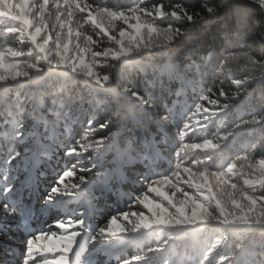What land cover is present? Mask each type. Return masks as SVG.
<instances>
[{"label": "snow or ice", "instance_id": "6c2138e0", "mask_svg": "<svg viewBox=\"0 0 264 264\" xmlns=\"http://www.w3.org/2000/svg\"><path fill=\"white\" fill-rule=\"evenodd\" d=\"M252 2L259 9L234 0H0V243L21 245H9L3 264H264V0ZM89 22L111 46L93 51L101 41ZM117 22L130 30L113 34ZM230 61L244 74L217 91ZM105 65L111 71L97 70ZM189 149L203 157L185 159ZM61 157L63 174L46 181ZM77 166V181L61 187ZM236 176L247 177L242 186ZM141 177L160 198L135 195L149 215L108 219L102 202L131 201L122 188Z\"/></svg>", "mask_w": 264, "mask_h": 264}, {"label": "trees", "instance_id": "16d2710c", "mask_svg": "<svg viewBox=\"0 0 264 264\" xmlns=\"http://www.w3.org/2000/svg\"><path fill=\"white\" fill-rule=\"evenodd\" d=\"M14 2H17V0H14ZM42 2V0H41ZM138 0H95V3H98L102 6H108V7H116L119 6L121 8H126V7H131L134 5V3H137ZM154 2V0H146V3L149 4V6H151V3ZM177 2V0H170L169 3V7L171 3H175ZM29 3H33V0H29ZM242 6V5H241ZM52 15L55 14V9H51ZM258 15V13H257ZM259 16V15H258ZM51 22H48L49 25H52L55 23V19L53 17H51V19L49 20ZM166 26V25H165ZM121 28H124L126 30H130L128 29V26L126 24H123L122 22H117L116 23V29H115V33L116 34L119 32V30ZM85 29L87 31V34L90 35L92 37L93 40H97L99 39L101 41L99 47H94L93 51H99L102 50L103 48L109 47L111 46L108 42L107 37H104L103 34L101 33L100 36L98 37L96 35V33L99 31V29H95L91 23L89 22L88 24L85 25ZM208 31H211V28L208 29ZM245 32H254L255 31V26H253L252 29H244ZM145 39H147V37H145ZM0 43H4L2 40H0ZM75 39H73V43L70 45L71 48H75ZM79 43L83 44V39L81 38V40L79 41ZM247 43L249 45H251L252 41L248 40ZM5 46H10V47H21V45L18 44V42H12L10 44H6ZM25 48V51H27V47L23 46ZM72 54V53H70ZM36 54H33V57ZM224 55H227V53H224ZM33 57H21V60H31L33 59ZM89 57H86V59H88ZM98 71H111V69L108 67V65H105L103 68L101 67H97ZM244 65L238 61H230L227 64H225L224 68L222 70L217 71V76L219 77L218 80L215 81V88L218 91V89L223 86L225 88V90H230L231 89V79H229V77H241L244 74ZM82 78V77H81ZM223 80L225 81V83L223 85L220 84V81ZM53 84L55 87H59V82L58 81H53ZM206 103V102H205ZM193 109H194V105H193ZM181 127H183V125L181 124ZM216 131L215 128L212 129V132L214 133ZM211 135V133L209 134ZM172 136L175 139L176 143H177V147H179V137L176 135L175 131L172 132ZM189 137H191V133H189ZM195 140V142H202V137L199 138H193ZM186 140H188V138H186ZM188 142H192L191 140H188ZM241 155H243V152H240ZM182 156L185 157V159L191 160L194 157H203V152L199 149H195V150H185V152L181 153ZM233 159H235V157H232ZM66 158L61 157L60 158V165L59 168L56 169V172H52L51 169L47 170V176L45 177L46 181H54L56 179H59V176L63 174V172L61 171V169L65 168V161ZM175 159V158H173ZM84 164H87L88 166H91V161H84ZM72 165L69 163L67 164V169L71 170ZM193 170H197L195 166H192ZM79 166H77L76 169V175L73 176H67L64 177V181L61 184V187L64 186V184H71L75 181H77L78 176L80 175L79 172ZM175 170V163L172 165L171 169L168 168L167 165H165L163 168L158 169L159 172V176H157L156 178H162L164 176H170L171 172ZM57 173H59V175H57ZM131 175L140 177V172L137 171L135 173H130ZM247 177H241V176H236L235 179L236 181L242 186L244 183V179H246ZM175 179V177H173V180ZM184 179H187V177L185 176ZM183 190L189 191V192H193L194 189L189 188L187 185L185 184H181L179 185ZM148 188V182L144 181L143 178L141 177L139 180L134 181L131 184H127L124 185L122 188V191H124L125 193H131L132 195V200L129 201L127 198L124 199L123 202H117L115 197H110L108 198L105 202H102V210L107 214V218L110 219L112 214H116L118 210H123V211H129V212H143L145 213V215H149L148 210L146 208H144L143 204H141L139 201H136L134 199L135 195L140 194L141 191L143 192V194H145L149 199L152 200H159L160 198L158 196H156L155 193L152 192H148L147 190ZM162 190L168 192L169 194L172 193L173 191H175L174 188L171 187V185H167V186H162ZM177 197V198H176ZM176 197H174V199H180L182 198L180 196V193L176 194ZM52 225V221L49 222ZM97 223L100 224L101 226H103L104 224L107 223V219L104 217H100L97 220ZM117 223H120V221L118 220ZM125 223H127V221H125ZM45 230L47 229V226L44 225ZM46 242L45 241H38L36 242V246L40 247L42 245H44ZM49 243V242H48ZM8 246L11 245V247H16L19 248L21 247V245L18 244H12V242L9 241H3V243H0V246ZM0 251L3 252V258L2 256H0L1 261L3 262L4 259L6 257H8L7 254V250H4L3 248H0ZM129 258V257H128ZM130 259V258H129ZM115 264V262H114Z\"/></svg>", "mask_w": 264, "mask_h": 264}, {"label": "water", "instance_id": "95a60500", "mask_svg": "<svg viewBox=\"0 0 264 264\" xmlns=\"http://www.w3.org/2000/svg\"><path fill=\"white\" fill-rule=\"evenodd\" d=\"M235 4L237 5H247L256 9H259V5L258 4H254L252 2V0H234ZM258 15H260V13L258 12Z\"/></svg>", "mask_w": 264, "mask_h": 264}, {"label": "rangeland", "instance_id": "374dc122", "mask_svg": "<svg viewBox=\"0 0 264 264\" xmlns=\"http://www.w3.org/2000/svg\"><path fill=\"white\" fill-rule=\"evenodd\" d=\"M51 17H53V18L55 19V14H53ZM48 22H51V21L48 20ZM176 198H177V197H176ZM165 203H167V202H165ZM49 243H52V242L49 241Z\"/></svg>", "mask_w": 264, "mask_h": 264}]
</instances>
